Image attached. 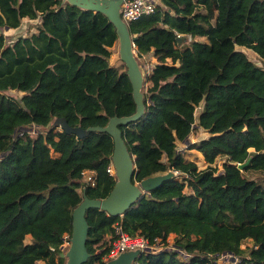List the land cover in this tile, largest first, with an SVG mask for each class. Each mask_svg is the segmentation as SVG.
Masks as SVG:
<instances>
[{
    "label": "trees",
    "instance_id": "obj_1",
    "mask_svg": "<svg viewBox=\"0 0 264 264\" xmlns=\"http://www.w3.org/2000/svg\"><path fill=\"white\" fill-rule=\"evenodd\" d=\"M161 5L128 25L138 58L152 54L157 63L143 117L119 128L135 161L133 183L180 175L124 215L89 209L84 264L108 263L116 226L153 247L133 264H221L227 254L264 264V177L245 175L264 173V69L241 50L264 62V0ZM25 21L40 24L13 44L0 32V264H66L61 248L75 209L85 196L106 199L117 184L107 172L114 140L90 129L135 115L137 104L126 65L110 63L119 35L107 16L65 0H0V30ZM59 118L88 134L54 127ZM29 126L48 130L32 136ZM198 129L209 137L191 143ZM179 143L202 154L206 168ZM85 170L96 173L95 186L83 183Z\"/></svg>",
    "mask_w": 264,
    "mask_h": 264
},
{
    "label": "water",
    "instance_id": "obj_2",
    "mask_svg": "<svg viewBox=\"0 0 264 264\" xmlns=\"http://www.w3.org/2000/svg\"><path fill=\"white\" fill-rule=\"evenodd\" d=\"M82 9L102 13L108 17L110 22L116 27L119 40L123 48V61L128 69V75L133 86V94L137 104V112L131 117L118 118L110 120L105 128H95L90 130H99L108 132L114 140L113 164L116 169L117 184L112 193L104 200H92L84 197L83 202L73 213V231L71 237V247L67 254H62V258L67 257V264H84L88 261L86 242L89 226L86 219V213L89 209H99L107 212L110 216H120L137 203L146 193L156 189L163 183L171 179L175 173L169 172L167 175H158L143 180L141 183H133L137 169L132 155L127 150L120 125H128L139 121L145 111L144 96L142 94V72L139 70L136 60L135 42L137 37H133L127 24L121 18V7L126 0H65ZM7 31L9 29H6ZM180 43L182 39L179 38ZM54 127L61 128L67 134H74L83 138L88 134L87 130L81 127H71L64 118L57 119ZM249 161L238 165L243 170ZM141 252L133 251L121 254L117 259L109 261L107 264H133L139 258Z\"/></svg>",
    "mask_w": 264,
    "mask_h": 264
},
{
    "label": "rangeland",
    "instance_id": "obj_3",
    "mask_svg": "<svg viewBox=\"0 0 264 264\" xmlns=\"http://www.w3.org/2000/svg\"><path fill=\"white\" fill-rule=\"evenodd\" d=\"M39 24H40V21H33V22H27L26 21L23 23V25L19 29L8 30V31L5 29H2V30H0V32L5 34V36L7 37L8 44H13L14 41H16L18 38L25 37V36L30 35L31 33L35 32L36 28ZM241 50L244 53H246L248 55V57L258 65V67H261L264 69V62L262 60H260L255 53H253L252 51L247 50V49H241ZM135 53H136V50H135ZM123 57H124L123 56V48H122V45H121L120 40H119L113 49V55L110 59L111 65L117 66V67L125 65L124 61H123ZM152 58H153L152 54L146 55L142 58H138V56H136L138 66L140 68L139 70H141V72H142V81H143V87H142V91H141L142 94L146 93V90H147V84L145 83L146 78L151 73L153 66L156 65V63H157V61L152 60ZM6 94L8 96H11V97L17 99V100H20L23 96L22 93L17 92V91H8ZM143 96H145V95L143 94ZM201 110H202V108H199L197 110V115L200 114ZM47 130H48V128L36 127V126H29V127L25 128V132L30 133L32 136H36L38 134L45 133ZM208 137H209L208 131H205L204 129H198V130H195L192 132L190 142L191 143H199L201 140L206 139ZM187 147L184 146L182 143H179V148L182 150L184 149L186 151V153H187L186 157L188 159L194 161L195 163H197L199 169H205L207 164L205 163L202 154H200L196 150L188 149ZM223 162H224L223 158L220 157L217 159V167L219 168V170H222ZM175 174H176V176L180 175L178 172H175ZM245 175L249 178H252V179H259V178L264 177L263 172L262 173L247 172ZM187 191H189V190H187ZM170 241H172V240H170ZM246 244L250 245L249 243H246ZM246 244L243 245V248H245L247 246ZM171 245H172V242H171ZM70 247H71V241H67L63 245V247L61 248L62 254H67L68 251L70 250ZM170 247L172 248V246H170ZM164 248H166V246L162 247L160 245L158 247V250L161 251ZM106 260L109 261L108 259H106ZM67 262H68V258L65 257V263L67 264ZM220 262H221V264H226L227 262H231V260H230V258L225 257V258L221 259Z\"/></svg>",
    "mask_w": 264,
    "mask_h": 264
},
{
    "label": "built area",
    "instance_id": "obj_4",
    "mask_svg": "<svg viewBox=\"0 0 264 264\" xmlns=\"http://www.w3.org/2000/svg\"><path fill=\"white\" fill-rule=\"evenodd\" d=\"M161 6V0H126L121 7V18L129 25L132 22L155 15L161 9ZM107 172L113 177L116 176L113 162L108 167ZM96 180L95 172L85 170L82 173V181L85 185L95 186ZM115 234L117 240L114 242V249L108 258L109 261L117 259L126 252L140 251L142 253L148 249H153L145 239L130 237L120 226H116ZM224 257L230 258L231 264H240V260L233 255L227 254Z\"/></svg>",
    "mask_w": 264,
    "mask_h": 264
},
{
    "label": "crops",
    "instance_id": "obj_5",
    "mask_svg": "<svg viewBox=\"0 0 264 264\" xmlns=\"http://www.w3.org/2000/svg\"><path fill=\"white\" fill-rule=\"evenodd\" d=\"M25 22H26V21H25ZM27 22H33V21H27ZM152 60H155V59L152 58Z\"/></svg>",
    "mask_w": 264,
    "mask_h": 264
}]
</instances>
